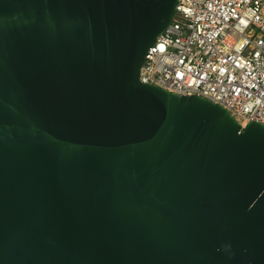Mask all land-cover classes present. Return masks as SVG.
Returning <instances> with one entry per match:
<instances>
[{"label": "water", "instance_id": "water-1", "mask_svg": "<svg viewBox=\"0 0 264 264\" xmlns=\"http://www.w3.org/2000/svg\"><path fill=\"white\" fill-rule=\"evenodd\" d=\"M184 0H0V264H264V125L142 83Z\"/></svg>", "mask_w": 264, "mask_h": 264}, {"label": "built area", "instance_id": "built-area-1", "mask_svg": "<svg viewBox=\"0 0 264 264\" xmlns=\"http://www.w3.org/2000/svg\"><path fill=\"white\" fill-rule=\"evenodd\" d=\"M142 83L264 125V0H184L142 66Z\"/></svg>", "mask_w": 264, "mask_h": 264}]
</instances>
